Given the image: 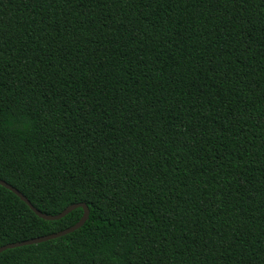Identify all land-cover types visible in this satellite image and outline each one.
<instances>
[{"label":"trees","instance_id":"obj_1","mask_svg":"<svg viewBox=\"0 0 264 264\" xmlns=\"http://www.w3.org/2000/svg\"><path fill=\"white\" fill-rule=\"evenodd\" d=\"M0 179L90 209L0 264H264V0H0ZM83 213L0 184V247Z\"/></svg>","mask_w":264,"mask_h":264},{"label":"water","instance_id":"obj_2","mask_svg":"<svg viewBox=\"0 0 264 264\" xmlns=\"http://www.w3.org/2000/svg\"><path fill=\"white\" fill-rule=\"evenodd\" d=\"M0 184L2 186L6 187L7 189L11 190L12 192H14L25 203H27L28 206L40 218H43L45 220H59V219L65 217L70 212H72L73 210H75V209H77L79 207H82L83 210H84V213H83V216L81 217V219L76 224H74L73 226H70V227H68V228H66L64 230H61V231H58V232H55V233H51V234H47V235L31 238V239H28V240L19 241V242H13V243L5 244V245L0 247V253L5 251V250H7V249L16 248V247L25 246V245H31V244H38V243H42V242H45V241H48V240H51V239H55V238L61 237L63 235L69 234V233L74 232L75 230L81 228L82 226H84V224L89 219L90 209L85 203L71 204L66 209H64L62 212H60L59 214H54V215L46 214V213L38 210L21 191H19L17 188L12 186L8 182L0 179Z\"/></svg>","mask_w":264,"mask_h":264}]
</instances>
